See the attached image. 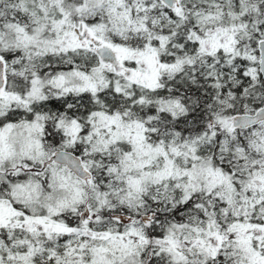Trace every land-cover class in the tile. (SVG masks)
Listing matches in <instances>:
<instances>
[{"label":"snow or ice","instance_id":"snow-or-ice-1","mask_svg":"<svg viewBox=\"0 0 264 264\" xmlns=\"http://www.w3.org/2000/svg\"><path fill=\"white\" fill-rule=\"evenodd\" d=\"M0 264H264V0H0Z\"/></svg>","mask_w":264,"mask_h":264}]
</instances>
